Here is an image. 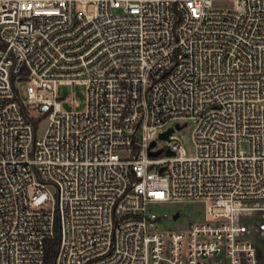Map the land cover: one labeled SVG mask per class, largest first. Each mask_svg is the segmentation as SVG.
I'll return each instance as SVG.
<instances>
[{
	"label": "built area",
	"instance_id": "2783aa9c",
	"mask_svg": "<svg viewBox=\"0 0 264 264\" xmlns=\"http://www.w3.org/2000/svg\"><path fill=\"white\" fill-rule=\"evenodd\" d=\"M263 214L264 0H0V264H264Z\"/></svg>",
	"mask_w": 264,
	"mask_h": 264
},
{
	"label": "rangeland",
	"instance_id": "374dc122",
	"mask_svg": "<svg viewBox=\"0 0 264 264\" xmlns=\"http://www.w3.org/2000/svg\"><path fill=\"white\" fill-rule=\"evenodd\" d=\"M20 95L23 100L27 99V82H21L18 86ZM57 94L60 101H62V110L63 111H77L81 112L85 110L86 107V87L84 85H60L57 88ZM67 98L70 99H78L79 106L71 107L68 102L65 100ZM48 119L42 118L40 123L38 124L37 137L42 138L46 132L48 127ZM178 137V140L183 145L188 155L193 154L194 147L192 142V129L185 128L181 132H177L175 134ZM163 145L166 146L164 143ZM156 212L161 215L166 214L169 218L166 219L163 223V228L172 230V231H180L187 229L190 224V219L195 218L200 220L204 217V205L200 202H185L179 201L170 204L156 206L154 208ZM180 214V218L177 221H174L173 215L178 213ZM257 215H254L256 217ZM258 220H264V214L259 215ZM257 236V245L260 250V254L264 263V232H256Z\"/></svg>",
	"mask_w": 264,
	"mask_h": 264
},
{
	"label": "trees",
	"instance_id": "16d2710c",
	"mask_svg": "<svg viewBox=\"0 0 264 264\" xmlns=\"http://www.w3.org/2000/svg\"><path fill=\"white\" fill-rule=\"evenodd\" d=\"M59 245V234L57 232L56 237L53 240H50L46 244V263L55 264V257L57 254Z\"/></svg>",
	"mask_w": 264,
	"mask_h": 264
},
{
	"label": "water",
	"instance_id": "95a60500",
	"mask_svg": "<svg viewBox=\"0 0 264 264\" xmlns=\"http://www.w3.org/2000/svg\"><path fill=\"white\" fill-rule=\"evenodd\" d=\"M179 129H180V127H178ZM173 132V130L171 129V130H169L167 133H165V134H163L162 136H161V138H163V139H167L168 138V136H169V134L170 133H172ZM155 146V142H153L152 144H151V148H153ZM160 151L159 152H152L150 155L151 156H158V155H160ZM168 155H172V153L171 152H168L167 153ZM179 217V214H176L175 215V219H177Z\"/></svg>",
	"mask_w": 264,
	"mask_h": 264
}]
</instances>
